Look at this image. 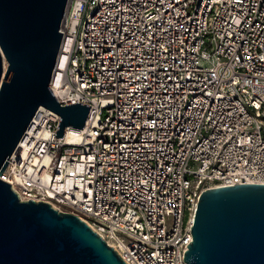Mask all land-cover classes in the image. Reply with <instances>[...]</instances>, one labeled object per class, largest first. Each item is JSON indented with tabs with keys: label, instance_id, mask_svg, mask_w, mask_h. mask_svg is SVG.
Segmentation results:
<instances>
[{
	"label": "built area",
	"instance_id": "1",
	"mask_svg": "<svg viewBox=\"0 0 264 264\" xmlns=\"http://www.w3.org/2000/svg\"><path fill=\"white\" fill-rule=\"evenodd\" d=\"M50 87L0 177L126 264H186L200 193L264 182V0H68Z\"/></svg>",
	"mask_w": 264,
	"mask_h": 264
},
{
	"label": "water",
	"instance_id": "2",
	"mask_svg": "<svg viewBox=\"0 0 264 264\" xmlns=\"http://www.w3.org/2000/svg\"><path fill=\"white\" fill-rule=\"evenodd\" d=\"M67 3L0 0V173L41 105L61 117L56 136L86 124L90 104H62L50 87ZM190 231L186 264H264V182L203 190ZM0 264L126 262L85 219L43 200H21L0 177Z\"/></svg>",
	"mask_w": 264,
	"mask_h": 264
},
{
	"label": "bare ground",
	"instance_id": "3",
	"mask_svg": "<svg viewBox=\"0 0 264 264\" xmlns=\"http://www.w3.org/2000/svg\"><path fill=\"white\" fill-rule=\"evenodd\" d=\"M7 67H8V61H7V58L4 57V72L6 71Z\"/></svg>",
	"mask_w": 264,
	"mask_h": 264
}]
</instances>
